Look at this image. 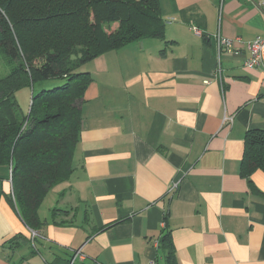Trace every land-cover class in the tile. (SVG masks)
<instances>
[{"label":"crops","instance_id":"0c3cea01","mask_svg":"<svg viewBox=\"0 0 264 264\" xmlns=\"http://www.w3.org/2000/svg\"><path fill=\"white\" fill-rule=\"evenodd\" d=\"M258 2L159 0L163 38L82 64L73 171L41 202L40 229L19 217L0 166V264H71L78 249L72 264H166L165 226L177 264H264V173L239 168L245 132L264 129V69L243 66L244 47L217 48L264 36Z\"/></svg>","mask_w":264,"mask_h":264},{"label":"trees","instance_id":"16d2710c","mask_svg":"<svg viewBox=\"0 0 264 264\" xmlns=\"http://www.w3.org/2000/svg\"><path fill=\"white\" fill-rule=\"evenodd\" d=\"M164 28L159 0H0V166L10 169L9 201L27 227L40 229L41 202L73 171L91 82L79 67L134 41L163 38ZM47 79L63 82L33 89ZM24 87L32 88L26 113L15 96ZM239 168L246 178L264 173V129L245 132ZM165 227L158 249L166 264H177ZM15 239L27 242L14 235L7 243Z\"/></svg>","mask_w":264,"mask_h":264},{"label":"built area","instance_id":"2783aa9c","mask_svg":"<svg viewBox=\"0 0 264 264\" xmlns=\"http://www.w3.org/2000/svg\"><path fill=\"white\" fill-rule=\"evenodd\" d=\"M257 8L264 13V0H260L257 3ZM195 33H199L196 27H192ZM237 47H244L247 50V55L243 59V66L246 68L261 67L264 69V37H258L251 40L243 41L239 37H218L217 38V48L218 52L222 51H232ZM217 73H220V70H217ZM227 118H225L226 120ZM177 182L174 181L169 187V192L173 191L177 187ZM34 235L35 232L32 231ZM85 255L81 252V249L73 251L70 263L72 264L75 260H84ZM89 264H101L96 260H91ZM149 264H153V261H150Z\"/></svg>","mask_w":264,"mask_h":264},{"label":"rangeland","instance_id":"374dc122","mask_svg":"<svg viewBox=\"0 0 264 264\" xmlns=\"http://www.w3.org/2000/svg\"><path fill=\"white\" fill-rule=\"evenodd\" d=\"M85 68H86L85 66L81 65L79 67V70L83 71ZM0 72H1V70H0ZM62 82H63V79H47V80H44V81L40 82L39 84L35 85L33 89L39 90L41 88H49L52 86L59 85ZM31 92H32V88L24 87V88L19 89L15 93L16 99H17L19 106L21 108V111L23 113H26L28 111Z\"/></svg>","mask_w":264,"mask_h":264},{"label":"bare ground","instance_id":"6f19581e","mask_svg":"<svg viewBox=\"0 0 264 264\" xmlns=\"http://www.w3.org/2000/svg\"><path fill=\"white\" fill-rule=\"evenodd\" d=\"M258 37H260V36H258ZM264 37V36H263ZM263 37H261V38H263ZM247 51V50H246Z\"/></svg>","mask_w":264,"mask_h":264}]
</instances>
